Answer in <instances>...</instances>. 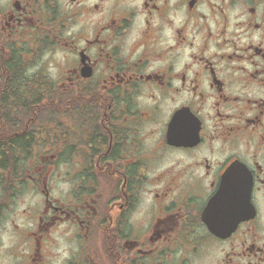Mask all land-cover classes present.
Masks as SVG:
<instances>
[{"label": "flooded vegetation", "instance_id": "flooded-vegetation-1", "mask_svg": "<svg viewBox=\"0 0 264 264\" xmlns=\"http://www.w3.org/2000/svg\"><path fill=\"white\" fill-rule=\"evenodd\" d=\"M0 264H264V0H0Z\"/></svg>", "mask_w": 264, "mask_h": 264}, {"label": "water", "instance_id": "water-1", "mask_svg": "<svg viewBox=\"0 0 264 264\" xmlns=\"http://www.w3.org/2000/svg\"><path fill=\"white\" fill-rule=\"evenodd\" d=\"M245 202H246V198H244L243 196L241 197V203L242 204H245ZM245 213H243V211H241L240 210V212H239V216H238V219H235V223L237 222V221H240V220H242L243 218H245V215H244Z\"/></svg>", "mask_w": 264, "mask_h": 264}]
</instances>
